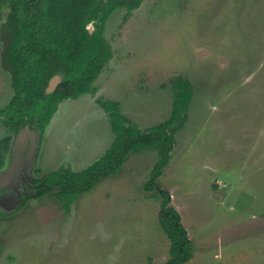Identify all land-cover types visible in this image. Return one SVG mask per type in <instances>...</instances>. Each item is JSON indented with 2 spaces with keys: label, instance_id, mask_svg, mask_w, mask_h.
Returning <instances> with one entry per match:
<instances>
[{
  "label": "rangeland",
  "instance_id": "obj_1",
  "mask_svg": "<svg viewBox=\"0 0 264 264\" xmlns=\"http://www.w3.org/2000/svg\"><path fill=\"white\" fill-rule=\"evenodd\" d=\"M124 13L106 22L114 57L101 72L104 100L147 129L170 117L177 78L194 88L158 178L193 241L186 264H264V0H144L127 21ZM2 48L0 35V109L13 96ZM92 110L81 96L62 101L29 171L91 164L111 133ZM156 160L155 149L132 153L69 211L52 194L20 209L21 198L0 202V264H163V198L144 190Z\"/></svg>",
  "mask_w": 264,
  "mask_h": 264
},
{
  "label": "trees",
  "instance_id": "obj_2",
  "mask_svg": "<svg viewBox=\"0 0 264 264\" xmlns=\"http://www.w3.org/2000/svg\"><path fill=\"white\" fill-rule=\"evenodd\" d=\"M143 1L0 0V11L8 10L0 27L2 63L10 73L13 88V96L0 109V121L8 131L0 141V168L13 135L21 128L36 130L41 138L62 101L96 93L95 81L114 57L105 36L107 20L115 10L123 8V20L127 21ZM56 75L60 82L48 91L49 82ZM173 86L170 117L147 129L126 117L117 101L99 98L114 133L112 143L100 158L82 170L62 166L41 175L37 178L42 184L36 196L52 194L69 211L78 197L91 191L102 178L118 175L132 153L155 149L157 160L144 190L155 191L163 198L158 219L170 240V256L163 264H186L194 256L193 241L180 212L171 204L169 191L158 182L170 162L175 134L187 121L194 92L187 78H177ZM29 198L26 196L19 208Z\"/></svg>",
  "mask_w": 264,
  "mask_h": 264
},
{
  "label": "flooded vegetation",
  "instance_id": "obj_3",
  "mask_svg": "<svg viewBox=\"0 0 264 264\" xmlns=\"http://www.w3.org/2000/svg\"><path fill=\"white\" fill-rule=\"evenodd\" d=\"M0 127L1 141L8 135V131L1 121ZM21 130L22 128L13 135L10 148L4 153V163L0 168V202L3 204H6L9 200L12 201V198H21L22 203L26 196H30V198L36 196V191L42 184L41 182H37L35 173L29 171V166L32 162L36 166L40 143L39 133L36 130L30 129L37 132L36 142L38 145L35 147L33 146L34 143L29 132L26 133L25 139L19 140L18 134ZM32 190L35 192L33 193ZM19 206H17V209H20ZM4 216L5 212L0 211V217Z\"/></svg>",
  "mask_w": 264,
  "mask_h": 264
},
{
  "label": "crops",
  "instance_id": "obj_4",
  "mask_svg": "<svg viewBox=\"0 0 264 264\" xmlns=\"http://www.w3.org/2000/svg\"><path fill=\"white\" fill-rule=\"evenodd\" d=\"M113 60V58L111 59V61ZM111 61L104 67V69L102 70V73L104 74L105 73V71H107L108 70V68H109V66H110V64H111ZM103 74L101 75V73H100V75H99V77L97 78V80L95 81V85H96V88H97V91H96V93H94V94H91V93H86V94H83V95H81V97L82 98H84V99H86V101H88V102H90V104L91 105H93V113L95 112L96 114H97V116H99L101 119H105V120H108L109 122H110V120H109V116H108V113L106 112V110L100 105V104H98V99L99 98H101V99H109V97H108V95H106V93H105V80H104V78H103ZM112 98V97H111ZM113 100V99H112ZM115 101H117L118 102V100H115ZM119 103V102H118ZM120 105V104H119ZM59 108V107H58ZM58 110V109H57ZM57 112V111H56ZM55 112V113H56ZM109 125H110V128H111V124L109 123ZM45 132V131H44ZM109 137H110V140H108L107 142H106V147H100L99 145V147H100V149H99V153L100 154H94L93 155V157L94 156H96V158L98 157V158H100L103 154H104V152H105V150L110 146V144L112 143V141H113V139H114V133H113V131H112V128H111V133H110V135H109ZM92 151H95V149L94 150H92ZM92 157V158H93ZM91 158V159H92ZM96 158H94L95 160H97ZM94 160V161H95ZM93 161V162H94ZM92 162V163H93ZM90 165V164H89ZM67 166L68 167H70V162H67ZM71 168V167H70Z\"/></svg>",
  "mask_w": 264,
  "mask_h": 264
},
{
  "label": "water",
  "instance_id": "obj_5",
  "mask_svg": "<svg viewBox=\"0 0 264 264\" xmlns=\"http://www.w3.org/2000/svg\"><path fill=\"white\" fill-rule=\"evenodd\" d=\"M90 29V28H89ZM91 31H92V29H90ZM60 82V76H58V75H56V76H54L51 80H50V82H49V86H48V91H52L57 85H58V83ZM27 132H29V134L31 135V137H32V140H33V146H37L38 145V143L36 142L37 141V132H35V131H32V130H30L29 129V127L28 126H25L24 128H22V130L19 132V134H18V138H19V140H21V139H25V135H26V133Z\"/></svg>",
  "mask_w": 264,
  "mask_h": 264
}]
</instances>
